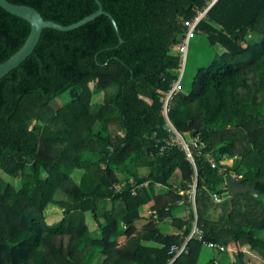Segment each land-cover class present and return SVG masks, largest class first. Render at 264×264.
<instances>
[{
  "label": "trees",
  "instance_id": "trees-1",
  "mask_svg": "<svg viewBox=\"0 0 264 264\" xmlns=\"http://www.w3.org/2000/svg\"><path fill=\"white\" fill-rule=\"evenodd\" d=\"M8 1L63 26L99 8L96 0ZM98 2L118 35L105 14L70 31L45 28L0 79V172L12 180L0 176V264H199L206 247L194 238L170 252L190 232L173 211L189 207L179 202L194 179L203 240L223 248L209 249V264H251L249 253L264 264V0H216L195 27L214 57L169 114L184 138L197 139L194 166L177 146L160 151L169 136L160 97L177 78L186 22L210 0ZM29 32L0 6V64ZM65 92L69 100L53 108ZM230 174L258 196L235 195L227 213L229 195L218 203L213 195L226 194Z\"/></svg>",
  "mask_w": 264,
  "mask_h": 264
},
{
  "label": "built area",
  "instance_id": "built-area-1",
  "mask_svg": "<svg viewBox=\"0 0 264 264\" xmlns=\"http://www.w3.org/2000/svg\"><path fill=\"white\" fill-rule=\"evenodd\" d=\"M216 0H210L208 5L205 6L202 10H198L196 15L192 18V20H189L186 22L187 25V31L185 32V35L181 39V41L178 44L177 49V55H178V75L177 78L170 84V87L164 94L160 97V116L163 120V128L168 133V139L165 140V146H162L160 151L164 150L166 146H177L181 151L184 152L185 158L191 163V165L194 166V160L192 155L191 146H196L197 139L194 141L188 140L184 138V136L175 128V126L172 124L169 114L171 110V103L173 98L176 96L177 93H179L183 89L182 85V77L183 72L185 69V63H186V57L188 52V46L189 41L194 38L195 34V27L198 24V22L205 17L206 12L211 7V5ZM199 147L202 148L203 144H199ZM205 160L210 164L211 167H216L215 162L207 155H205ZM223 165L224 163L221 162ZM220 171H223L220 169ZM232 177L234 174H231ZM196 179L193 180L192 184L189 186V189L184 192L181 201L179 204L183 203L184 200L188 203L189 207L185 208L186 215L184 217V220H190V232L184 239V244L180 248L172 247L170 249V252L174 253L175 256H178L184 249V246L186 242L192 238L198 240L203 246H205L208 249H212L213 251H216L217 249L223 250V248L220 246L218 247L213 242H207L203 240V230L200 226L197 225V213H196V207H195V182ZM145 185V184H144ZM180 194H183L182 191L179 192ZM213 200L218 203L222 199L221 197L217 195H213ZM190 215V217H189Z\"/></svg>",
  "mask_w": 264,
  "mask_h": 264
},
{
  "label": "water",
  "instance_id": "water-1",
  "mask_svg": "<svg viewBox=\"0 0 264 264\" xmlns=\"http://www.w3.org/2000/svg\"><path fill=\"white\" fill-rule=\"evenodd\" d=\"M96 2L98 3L99 8L95 13H92L82 18L76 23L63 26L53 21L44 20L42 16L32 7L26 5L14 4L9 2L8 0H0V6L5 11H7L8 13L14 16L26 20L30 24V32L26 40L24 41L23 45L7 60H5L3 63L0 64V79L3 78L13 69L17 68L33 52L39 41L42 30L45 28H51L58 31H70L93 20L98 15L105 14L110 19L112 26L116 34L118 35V30L113 17L102 10V7L100 6L98 0H96ZM121 41L122 40L119 38V42ZM225 184L229 192V197L227 199V203H228L227 213H229L232 209L231 200L235 195L250 193L255 197L258 196L253 186L243 185L240 180H237L230 175L225 176ZM214 254L216 255L217 251H214Z\"/></svg>",
  "mask_w": 264,
  "mask_h": 264
},
{
  "label": "rangeland",
  "instance_id": "rangeland-1",
  "mask_svg": "<svg viewBox=\"0 0 264 264\" xmlns=\"http://www.w3.org/2000/svg\"><path fill=\"white\" fill-rule=\"evenodd\" d=\"M214 53H215L214 48L208 43L206 37L201 33H197L195 35V37L189 41L188 52H187L186 63H185V69H184L183 77H182V85L184 87V90L191 87L193 77H194L195 73L197 72V70L200 68H205L210 64L211 60L214 57ZM101 97H102L101 94L95 95L92 98V102L93 103L100 102ZM68 100H69V95L67 92H65L52 101V106H53V108H57L60 105H63L64 103H66ZM224 162L227 163L228 165H231L233 163V160L224 161ZM144 171H145V169L139 170L140 173H143ZM0 176L5 181L12 182L11 178H9L8 176L4 175L1 172H0ZM177 178H178L177 174L174 173L173 178H172V180L175 181L174 184L178 183L176 181ZM182 211H184L183 208H178V209L173 211V214L179 215L178 212H182ZM145 212L149 213L150 211L148 212L146 209ZM184 215H186V212ZM143 221L144 220L138 221L136 224L140 225L141 223H143ZM89 222H90V220H89ZM158 227H160L161 229L163 228L162 230H164V231H169V229H170L169 225H165L163 227L162 224H159ZM201 253H202V257L199 260V264H209L208 261L211 258L212 252L207 248H202ZM247 258L250 259L251 264H262V260H260L259 257L253 253H249Z\"/></svg>",
  "mask_w": 264,
  "mask_h": 264
},
{
  "label": "crops",
  "instance_id": "crops-1",
  "mask_svg": "<svg viewBox=\"0 0 264 264\" xmlns=\"http://www.w3.org/2000/svg\"><path fill=\"white\" fill-rule=\"evenodd\" d=\"M229 161H231V160H229ZM222 162H223V161H222ZM223 163H224V164H227V163H225V162H223ZM227 165H228V164H227ZM228 166H230V165H228ZM230 176H232V175L230 174ZM233 177L235 178V175H234ZM238 180H239V179H238ZM225 185H226V184H225ZM227 195H229L228 190H227L226 194L224 193V195H222V196H220V197H221V199H222V197H225V196L227 197ZM222 200H223V199H222ZM214 202H215V201H214ZM178 208H183V207L179 206ZM178 208H177V209H178ZM142 209H143V210H142V214H143L142 216H143V217H142V219H140L139 221H141V220H144V221H143V223H141L140 225H142V224L145 223V216H148L149 213H150V212H149V211H150V210H149V205L143 206ZM146 209H147V211H148L149 213H146V212H145ZM183 209H184V211H182V212H178L179 215H177V217H180V218H182V219L185 217V215H184V214H185V208H183ZM140 225H138V226H140ZM165 225H167V224H164V226H165ZM170 230H171V229H169V231H170Z\"/></svg>",
  "mask_w": 264,
  "mask_h": 264
}]
</instances>
